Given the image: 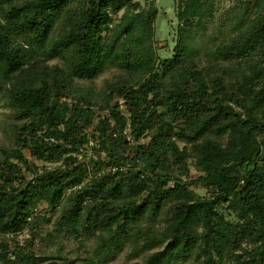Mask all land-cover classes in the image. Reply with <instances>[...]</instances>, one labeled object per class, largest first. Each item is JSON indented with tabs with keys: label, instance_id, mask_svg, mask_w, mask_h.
Listing matches in <instances>:
<instances>
[{
	"label": "trees",
	"instance_id": "obj_1",
	"mask_svg": "<svg viewBox=\"0 0 264 264\" xmlns=\"http://www.w3.org/2000/svg\"><path fill=\"white\" fill-rule=\"evenodd\" d=\"M174 5L0 0V264H264V0Z\"/></svg>",
	"mask_w": 264,
	"mask_h": 264
},
{
	"label": "rangeland",
	"instance_id": "obj_2",
	"mask_svg": "<svg viewBox=\"0 0 264 264\" xmlns=\"http://www.w3.org/2000/svg\"><path fill=\"white\" fill-rule=\"evenodd\" d=\"M142 4H145L149 0H140ZM158 8H160V14L158 15L155 22V38L157 40L158 53L160 58H170L173 55V48L176 42V28H177V17L175 11L174 0H155ZM222 8L231 7L237 3V0H221ZM7 107L0 102V123L4 118V114L7 113ZM108 114V110L100 112V115ZM132 154H136V147L133 146ZM198 173L194 168L190 171V176L192 178H196ZM172 185V183H170ZM195 190L201 191L202 189H198L194 187ZM46 207L44 204L40 206L41 209ZM29 233H23L20 237V243L22 245L25 244ZM41 246V242L37 240L35 242V248L38 250ZM130 251L126 249L123 254L117 259H108L103 261L100 264H132L134 261L143 260L151 251L140 250L138 256L136 258L130 259L128 253Z\"/></svg>",
	"mask_w": 264,
	"mask_h": 264
},
{
	"label": "built area",
	"instance_id": "obj_3",
	"mask_svg": "<svg viewBox=\"0 0 264 264\" xmlns=\"http://www.w3.org/2000/svg\"><path fill=\"white\" fill-rule=\"evenodd\" d=\"M91 145H94V142H93V141H91ZM124 168H126V167H123V169H124ZM112 170H113V171L118 170V167L115 166V167L112 168ZM125 170H126V169H125Z\"/></svg>",
	"mask_w": 264,
	"mask_h": 264
}]
</instances>
